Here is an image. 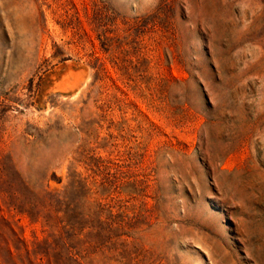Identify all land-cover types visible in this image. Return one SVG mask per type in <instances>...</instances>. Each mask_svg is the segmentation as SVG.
Masks as SVG:
<instances>
[{"label":"rangeland","instance_id":"obj_1","mask_svg":"<svg viewBox=\"0 0 264 264\" xmlns=\"http://www.w3.org/2000/svg\"><path fill=\"white\" fill-rule=\"evenodd\" d=\"M0 264H264V0H0Z\"/></svg>","mask_w":264,"mask_h":264}]
</instances>
